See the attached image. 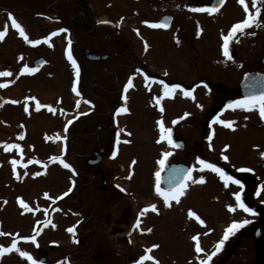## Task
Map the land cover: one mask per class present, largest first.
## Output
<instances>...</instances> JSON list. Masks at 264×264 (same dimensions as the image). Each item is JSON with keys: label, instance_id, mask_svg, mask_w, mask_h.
<instances>
[{"label": "rangeland", "instance_id": "1", "mask_svg": "<svg viewBox=\"0 0 264 264\" xmlns=\"http://www.w3.org/2000/svg\"><path fill=\"white\" fill-rule=\"evenodd\" d=\"M42 1L39 0V5ZM5 2L9 4L8 0H0V7H4ZM155 2L159 9L166 6L175 18L166 40L162 39L164 33L151 26L155 18L149 11L154 7L152 0H75L73 15L69 19V13L64 12L61 23L23 12L24 15H18L17 19L11 15L21 26L25 23L29 40L40 41L36 45L19 37L9 16L0 12V29L7 30V37L0 39V72L12 73L8 77L0 76V84L6 85L0 87V246L9 247L16 239L17 246L27 251L38 264H114L116 256L125 257L130 253L133 260L134 254L145 255L148 249H151L148 254L153 259L144 264H153L156 260L164 264H196L211 254L221 240L218 234L225 230L229 219L227 188L217 181L210 169L202 170L199 160L221 168L228 167L232 153L230 140L236 137L230 127L218 120L228 121L232 114L242 118L241 108L230 112V108H223L224 103L237 94L242 74L249 69L264 72V41L261 36L264 35V4L258 5L261 16L257 23L242 33H236L230 41L229 59L223 55V37L247 15L239 0H225L220 9L211 13L192 10L210 8V0ZM252 2L246 0L250 11H254ZM77 6L85 12L88 23L94 16L106 17L121 25L120 29L126 33L124 43L115 45L109 40L111 48H106L112 53L118 48L119 52H123L121 59L116 61L105 56L104 59L89 61L83 56L85 53L82 51L87 46L99 50L95 44L102 33L111 30L104 25H94L91 35L86 34L89 28L81 27V31ZM62 23L73 25L75 31H80L78 34L83 33L75 43L78 66L83 74L75 79L74 84H79L80 97L87 98L93 107L86 108L80 97L77 106H73L76 98L72 101V95L76 91H73V79H69L60 54L61 47L65 46L63 38L53 37L47 41L51 43V51L45 50L40 40L46 29H54ZM134 35L142 42H134ZM42 54L49 59L48 64L32 73H18L19 67L31 68L32 60ZM115 62H120V66ZM106 65H109L108 70ZM145 68L162 77L165 84H178L181 88L166 96L162 84L152 81L153 77L148 76L150 73L143 71ZM140 73L149 81L145 82ZM129 78L133 86L125 91ZM102 89L114 93L107 94ZM184 91H190L191 95L185 96ZM115 103H118L116 109ZM124 108L128 111H118ZM216 109L221 110L220 117L203 129L205 120ZM74 111L76 119L87 113L92 115L72 125L70 147L64 143L57 144L55 140L63 128V121L68 125ZM243 111L251 117L248 125L252 132L256 131L259 124L253 117L254 112ZM185 112L187 122L181 129L180 117ZM108 117L113 119L111 127L115 130L114 134L108 127L109 121L106 122ZM161 122L165 128L171 129L172 136L181 134L180 131L184 133L181 137L186 149L182 151H188L187 161L198 169V176L204 178L197 184V200L179 202L188 206L186 211L196 209L194 211L204 221L198 234L202 235L200 247L204 250L200 253L195 250L196 241L183 234L184 231L157 239L142 234V231L138 234L134 232L132 237L127 235L129 242L122 243L124 247L119 244L122 237L118 234L121 232H108L111 220L109 207L101 206L106 201L109 205H120L128 200L132 208L135 206L138 211L141 210L138 213L141 227L151 221L163 220V216L177 203V200H169L166 206L163 197L156 192V173L162 172L159 161L164 159V152L171 153L165 161L181 156L179 150L172 153L174 147L160 139ZM242 123L243 119L238 120L236 126L240 127ZM20 131L23 136L19 140ZM84 132L88 134H81ZM240 138L236 139L237 146L239 142L246 144L247 136L245 138L240 134ZM13 144L19 145V148L6 147ZM100 148L102 151L98 150ZM95 151L100 155V162L93 166L106 170L104 184L109 187L113 181L121 190L116 192V196L110 195L108 189L101 191L102 187L97 188L102 184L99 173L93 175V167L86 164L87 158L95 157ZM248 152L253 153L251 149ZM254 153L260 156L259 149ZM244 154L239 152L240 160ZM55 157L62 158L70 166L75 164L78 174H72V170L65 168L58 159H53ZM237 158H234L236 165L241 163ZM13 160L18 163L13 165ZM74 182L78 185L75 186ZM150 205H155L157 211H152ZM110 211H115L114 207ZM103 215H107V220L103 219ZM102 223L106 226L101 227ZM69 228L74 231L69 232ZM32 236H35V242L21 239ZM151 244L156 247H151ZM99 252V260L93 261ZM41 257L45 261L39 262ZM0 264L30 262L13 250L0 255Z\"/></svg>", "mask_w": 264, "mask_h": 264}, {"label": "flooded vegetation", "instance_id": "2", "mask_svg": "<svg viewBox=\"0 0 264 264\" xmlns=\"http://www.w3.org/2000/svg\"><path fill=\"white\" fill-rule=\"evenodd\" d=\"M9 4L7 5V3L5 4L4 7H0V12L3 13L4 15H12L15 16V19L18 18V15H24V14H28V15H34V16H46L48 18H50L51 20H56L55 22L57 23H61V21L64 20L65 14L69 13V19L71 18L72 11L74 12V6H75V0L72 3L71 0H66L65 3H62L63 0H41L42 3L39 5V0H8ZM156 1V0H155ZM152 0V4H154V7L149 10L152 15L155 17L153 19V24H158V21L160 19L161 16L163 15H172L171 11L168 10L165 6V8L163 9H159L156 6V3ZM168 1V0H167ZM167 2H164V4H166ZM47 11V12H45ZM77 15L80 16L79 18V27L81 30V27H85V29H88V32H86V34H92V26H94L97 23V17H92V19H89V23L86 22L85 17H84V11H82L78 6H77ZM24 14H23V13ZM52 12V13H49ZM56 13V14H54ZM56 16H53V15ZM173 21H175V18L173 17ZM172 21V22H173ZM18 22V21H17ZM50 22H54V21H50ZM24 24L22 28L24 29L25 34L27 35V37L29 38V30H27V28H24ZM95 26H100V25H95ZM105 26V25H104ZM171 25L169 28H163V27H159V28H155L157 30H159V33H164L162 35V39L166 40L169 38V32L170 29L172 28ZM27 27V26H26ZM91 27V28H90ZM107 29H110L111 31H109V33H102L101 35V39L95 44V48L99 49V50H95L92 49L90 46H87V50L90 53L93 54H107V58L106 59H115L116 61H118V59H121V57L123 56V52H119L118 48L117 51H115L114 53L110 52V51H106V48H111V45H108L109 40H112L115 42V45H119L121 43H124L125 38H126V33L123 32L122 29H119L118 31H114V29L105 26ZM154 28V27H153ZM4 29V30H3ZM0 29V31H5L6 29L3 28ZM61 29H66L67 31H59ZM82 31V30H81ZM46 34L40 39L41 42L44 44V48L45 50L49 51L51 48V43L47 42L48 40H50L51 38L55 39V37H61L63 38V41L65 43V46L61 47L60 50V54L62 57V60H64L65 65L68 69L69 72V79H72L76 76V72L75 69L72 66L71 61H69L68 59V52H71V55L73 57V59L76 61V64L78 66V59L76 57V50H75V43L78 41L76 39H78L81 35H83V33L78 34L80 31H75L74 26L73 25H66V24H61V25H57L56 28H48L45 30ZM56 32V35H52V33ZM78 32V33H77ZM111 32V33H110ZM137 32V31H136ZM19 37H22L19 34V31L17 32ZM138 34V33H137ZM71 36V37H70ZM106 36V38H104ZM161 36V35H160ZM262 36V40L264 41V35ZM5 37H7V30H6V34ZM103 37V38H102ZM135 38L132 37V39L134 40V42L136 41V43H141L142 40L139 39V37H137V35H134ZM24 38V37H23ZM137 38V39H136ZM101 41V42H100ZM135 43V44H136ZM117 47V46H115ZM83 47L80 48V50H82ZM114 48V47H113ZM77 49V48H76ZM51 51V50H50ZM81 53V52H80ZM42 56V58H44V63L41 64L40 66L46 65L49 62V59L45 56V55H39V57ZM83 56L89 60L85 54H83ZM92 61V60H89ZM115 64L120 66V62H115ZM40 66H35V67H29L27 66V68H34V69H38V67ZM22 67V66H21ZM79 67V76H81L83 74V71L81 69L80 66ZM25 68V67H24ZM24 68H20L19 67V71L18 73H23L24 74H28V73H32V72H24L22 71V69ZM109 65H106L105 69L108 70ZM150 69V68H149ZM148 69L145 68L143 71L145 72V74L147 72L150 73V75L148 74L149 77H153V79H156L158 81H162V77L159 76H155L154 71H147ZM248 71H253L252 69H249ZM243 75V74H242ZM117 79V78H116ZM69 89H71L70 85H69ZM78 90H79V86H78ZM105 93H114L109 92V90H106ZM120 96V95H119ZM117 97V96H116ZM161 97V96H160ZM230 102L234 101V100H239V99H243L244 96L241 93L240 88L238 87L237 89V94L233 95L232 97H229ZM118 106V104L116 105ZM184 110V109H183ZM236 110V108H230V112H234ZM241 110V116L242 118H239V116H235V115H231L230 118H228V121L232 122V127H230V130L233 134H235L236 138H233L230 143V150L231 153L230 154V158L229 159V164L228 167H224L222 168L227 174L231 175L232 177H234L235 179L240 180L241 184L237 185L235 183L229 182L227 185H225L224 181L220 179L219 175L217 173H214L212 175H214L215 177H217V181L222 183L223 186H226L227 188V195H228V206H232L233 208H235V211H229V215H228V221L226 224V228L225 230L230 226V224H232L234 221L236 222H240V221H244L247 220L248 223L244 224L242 227H240L238 230L235 231L234 234L230 235L229 238L224 242L221 250L219 251L218 254L214 255L210 261V264H264V155H262V153H264V118H261L260 114H259V108H252L248 111H253V117L255 118V121L257 124H259V128L252 132V128L251 126H249V122L251 120L250 115L247 112H244L243 109ZM221 110L220 109H216V111L213 113V115L209 118H207L205 120V124L203 126L204 127H208L209 124L214 121L215 119H217L218 117H220L221 115ZM186 112L181 114V119L180 122H182L181 124V129L183 127L186 126ZM239 118V119H238ZM243 119V123L241 124L240 127L236 126V122L238 120H242ZM110 122V128L112 129V123H113V119L112 117H108L106 119V122ZM174 121H176V119L174 118ZM237 127V128H236ZM202 129V130H203ZM113 130V129H112ZM180 131V130H179ZM181 134L179 133H175V135L172 136L173 141L175 142L174 145H172L174 147V150L172 151V153L177 152L178 150L180 151L181 156L179 158L174 157L171 160L168 159L167 161H165V164H170V163H182V164H186L190 169H192L191 171V176L192 179L186 181V187L183 190V194L181 196H179L177 203L172 206V209H170L171 211H169L165 216H163V220L161 221H154V222H150L148 223V225H145L143 227H141L142 225L139 223V215L138 213L141 212V210L138 211V209L135 208V206L132 208L131 205L128 203V200L122 204H108V201H106V203H102L101 206L104 208H106V206L109 207V213L111 215V220L109 222V230L108 232L112 233V232H121L124 233L125 231H128L127 234H132L136 232L137 234L140 233V231H142V234H146V235H152L154 236V239H157L156 237H160V236H167V235H173L176 234L177 232L184 231L183 234H186L189 236V238L193 239V237H197V240H195V245L197 243H199V245L201 244L200 239L202 237L199 236V228H201L203 226V224H201L199 222V220L196 219V217H199L200 220H202V217L200 215H198L196 213V209L190 208V211L195 213L194 216H190L189 212L190 211H186L187 209V205H181V203H187L188 200L192 201L193 199L197 200L198 199V188H197V184H199L200 182V177L198 176L199 171H197L198 169H194L192 167V165H190V163L187 161V156H188V151H182L185 148V142L184 139H182L181 135L184 134L182 133V131H180ZM115 133V130H113V134ZM251 133V134H250ZM240 134L245 136H247V141L246 144L245 143H240L237 146V142L236 139L240 140ZM238 135V136H236ZM185 136V135H184ZM259 137V138H258ZM243 138V139H245ZM179 145H182V147L179 149ZM186 149V148H185ZM249 149H251L253 151V153L248 152ZM259 149L260 150V156L255 155V151ZM229 150V151H230ZM247 150V151H246ZM178 151V152H179ZM242 152L244 154V158L240 160L239 157V152ZM253 155V156H252ZM236 156L238 157L237 159L241 161L240 164L236 165L234 158H236ZM88 159H91V157H89ZM87 164V163H86ZM89 164H87L88 166ZM92 168V172L93 175L96 174L97 172L99 173L100 176V182L103 184H101L100 186H98L97 188L99 189V187L101 188V191H105V189L109 190L110 195H114L116 196V192H120L121 190L119 188L116 187V185L114 184L113 181H111L109 183V187L104 184L105 183V178L107 177V173L106 170L98 167V166H93V165H89ZM163 166V167H164ZM162 167V169H163ZM221 168V167H220ZM89 169V168H88ZM91 170V169H89ZM250 170V171H249ZM196 181V183H195ZM240 192L241 194V198L243 200V202L250 207L251 209H253L252 213H247L244 212L242 209H240L239 207H237L236 205V201H235V193ZM259 193V194H258ZM200 197V196H199ZM181 201V203H179ZM114 207L115 211H110V208ZM117 208V209H116ZM171 208V207H170ZM75 213V212H74ZM107 215H103V219L107 220ZM167 225V226H166ZM106 226V224L102 223L101 227ZM169 226V228H167ZM150 229V231H148ZM221 231L218 236H220V239L223 237V233L224 231ZM131 236V237H132ZM184 236V235H183ZM187 236V237H188ZM129 236L128 237H122V239L119 241V244L122 245L124 247L125 244H127L129 241ZM124 245H123V244ZM118 244V245H119ZM151 247L154 246L153 244L150 245ZM87 254H90V252H86ZM116 253V252H115ZM116 255H118V253H116ZM134 259L131 260L132 255L127 254L125 257L124 256H120V258L118 256H116V260L114 264H136V261L139 260V258L141 255L138 254H134ZM208 256V255H207ZM206 256V257H207ZM100 257V252L97 254H95V258L93 259V261H98ZM44 258V257H42ZM120 259V261L118 260ZM110 259L108 261V263H110ZM125 262V263H123ZM90 264H99V263H95V262H90ZM101 264H107V263H101ZM153 264H164L161 263L159 260H156V262H154ZM196 264H200L196 263Z\"/></svg>", "mask_w": 264, "mask_h": 264}, {"label": "snow or ice", "instance_id": "3", "mask_svg": "<svg viewBox=\"0 0 264 264\" xmlns=\"http://www.w3.org/2000/svg\"><path fill=\"white\" fill-rule=\"evenodd\" d=\"M224 2V0H220V3L222 4ZM239 3L242 4L244 6V11L247 14L246 18L239 22L236 23L232 26L231 30L228 32L227 35H225L223 37V55L225 57H228L229 59L230 57V53H229V43L230 41L234 38V36L236 35V33H242L246 28L251 27L253 24L257 23L258 18L261 16V7L258 6L260 4H264V0H253L252 2V9H254V11H250L248 4L246 3V0H239ZM193 11H207V12H216L218 9L216 7H212V8H194L192 9ZM9 19L11 20V25L13 28L17 29L19 31V34L24 37V39L33 45H36L38 43H40L39 40H29L27 35L24 32V29L22 28V26L17 23V21L11 16L9 15ZM154 28H159V27H167V23H161V24H152L151 25ZM59 31H67L66 29H61ZM6 34V30L5 31H0V39H3L4 36ZM57 33L54 32L52 33V35H56ZM68 59L69 61H71L73 68L75 69L76 72V76L77 78L79 77V67L76 64V61L73 59L71 52H68ZM22 71L24 72H34L36 71V69L32 68H27V66L22 69ZM12 73L8 72V71H4V72H0V76H4V77H8L11 76ZM160 83L163 85L164 87V94L166 96H171L175 90L180 89L181 86L178 84H173V85H168L165 84L163 81H160ZM6 85L4 84H0V87H5ZM133 86V82L132 79L129 78L127 84L125 85V91H127L128 88ZM73 91H77L76 87H73ZM79 94V93H77ZM184 95L188 96L191 95L190 91H184ZM28 99H34V98H28ZM13 103H15V101H13ZM157 103H159V98H157ZM37 109H39L40 105L39 103H37L36 105ZM225 107L227 108H241V109H246V110H250L252 108H259V114L261 116V118H264V92H262L260 95L256 96H245L243 99H239V100H234L231 101L228 105H226ZM27 110V109H26ZM49 110H52L49 107ZM118 111H128L127 108L118 110ZM218 122L222 125H225L227 127H232V122L230 121H225V120H218ZM69 123H71V121H69ZM175 123V121H174ZM160 139L161 140H166L170 145H174V141L172 139V135H171V129L170 128H165L163 123H160ZM209 139H211V137H209ZM7 148H19V145H6ZM116 153L113 152V156H115ZM164 159H161L159 161L161 167L164 166L165 164V159L171 155L170 152H164ZM262 155H264V153H262ZM53 159H58L59 162L65 167V168H70V165L65 163V161L62 158L59 157H55ZM225 159H227V157H225ZM32 161H29V163H31ZM18 163L17 160H13L12 164L16 165ZM199 164L202 166V170L203 168H207L210 169L212 172L217 173L220 177L221 180L224 181L225 185H227L229 182L235 183L237 185H240L241 182L238 179H235L234 177H232L231 175L227 174L222 168L217 167L215 164L212 163H208L205 160H199ZM191 171L192 169H188L183 175L182 177L175 183L174 187L169 188V189H162L160 187V172L156 173V192L163 197L164 203L167 206L169 200H178L179 196H181L183 194V190L185 189L186 185V181L191 180L192 176H191ZM250 171V170H249ZM203 177H200V182H203ZM71 189H69L70 191ZM67 193H65L66 195ZM259 194V193H258ZM47 195V194H45ZM235 195V201H236V205L237 207H239L240 209H242L244 212L247 213H252L253 209H251L250 207H248L242 200L241 198V194L240 192H237L234 194ZM20 203L27 208V205L24 204L23 201H20ZM151 208L152 211H157V208L155 205H150L149 206ZM148 209H145L144 211H147ZM229 210L230 211H235V208H233L232 206H229ZM143 214V213H142ZM190 216H194L195 213L193 212H189ZM197 220H199V222L201 224L204 223L203 220H200L199 217H196ZM248 221L244 220V221H240V222H236L234 221L232 224H230V226L224 231L223 233V237L221 238L220 241H218V243L215 245V249L214 251L209 254L206 258L202 259L200 261V264H210V261L212 259V257L214 255H216V253H218L224 242L229 238L230 235L234 234L236 230H238L240 227H242L244 224H247ZM69 232H73L74 229L73 228H69L68 229ZM150 231V229L148 230ZM2 234V233H0ZM6 235V234H5ZM21 239L24 240H31L33 242H35V236L32 237H22ZM193 240H197V237H193ZM153 247H156V245H154ZM13 250H15L16 252H18L20 254V256L27 258V260L30 262V264H38V262L27 252V251H22L18 246H17V240L13 239L11 242V245L9 247H3L0 246V255H3L5 253L8 252H12ZM196 252L200 253L202 251H204L199 243L196 244ZM151 252V249L147 250V253L143 256H141L139 258L138 261H136V264H144L145 261L148 260H152L153 257H151V255H149L148 253Z\"/></svg>", "mask_w": 264, "mask_h": 264}, {"label": "water", "instance_id": "4", "mask_svg": "<svg viewBox=\"0 0 264 264\" xmlns=\"http://www.w3.org/2000/svg\"><path fill=\"white\" fill-rule=\"evenodd\" d=\"M225 1V0H224ZM224 3V2H223ZM222 3V4H223ZM220 0H211V7H216L217 9L222 5ZM171 16L163 15L159 19V24L167 23V27L170 26ZM83 52L86 53V56L89 59H104L106 55H95L88 52L87 49H83ZM41 60L35 61V64L40 63ZM239 88L241 90L242 95L245 96H253L260 95L264 92V73L262 72H247L243 75L242 79L239 82ZM230 102L226 100L224 105H228ZM110 128V125L108 126ZM110 132L112 130L110 128ZM18 138H22V132L18 133ZM182 147V145H179ZM102 151V148L98 149ZM100 160V155L98 151H95V157L93 159L88 160L90 164H97ZM188 170V167L184 164H168L165 166L163 173L161 175L160 184L164 189H169L174 187L175 183L182 177V175ZM40 261L43 259L40 258Z\"/></svg>", "mask_w": 264, "mask_h": 264}, {"label": "bare ground", "instance_id": "5", "mask_svg": "<svg viewBox=\"0 0 264 264\" xmlns=\"http://www.w3.org/2000/svg\"><path fill=\"white\" fill-rule=\"evenodd\" d=\"M127 233H128V231L127 232L125 231L124 233H121V234H118V235H119V237H122V236H125Z\"/></svg>", "mask_w": 264, "mask_h": 264}]
</instances>
